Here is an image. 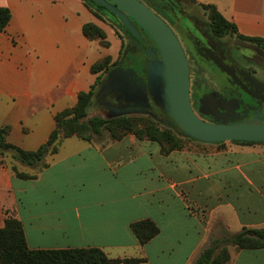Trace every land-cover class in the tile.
Masks as SVG:
<instances>
[{"label": "crops", "instance_id": "crops-1", "mask_svg": "<svg viewBox=\"0 0 264 264\" xmlns=\"http://www.w3.org/2000/svg\"><path fill=\"white\" fill-rule=\"evenodd\" d=\"M189 1L201 9L213 6L235 26L234 36L264 40V0ZM0 8L11 13L0 32V126L10 128L7 143L33 152L47 142L56 114L90 90L96 79L91 67L110 56L94 57L102 46L83 35V26L105 30L83 0H0ZM208 149L184 145L162 155L156 143L133 136L90 143L72 137L42 165L14 161L11 166L31 176L27 179L11 171L12 155L5 152L0 155V228L7 218L20 221L32 250L98 249L111 259H143L141 264H170L172 252L187 250L180 264H193L212 241L232 235L228 211L236 216V233L264 226L241 221L230 203L231 172L249 182L241 166L223 162L225 150ZM144 220L159 234L141 246L131 225ZM228 249L226 264H264V248Z\"/></svg>", "mask_w": 264, "mask_h": 264}, {"label": "rangeland", "instance_id": "rangeland-1", "mask_svg": "<svg viewBox=\"0 0 264 264\" xmlns=\"http://www.w3.org/2000/svg\"><path fill=\"white\" fill-rule=\"evenodd\" d=\"M137 1L148 8L170 28L179 41L189 65V58H193L192 68L195 70L198 69L199 65L197 61L200 62L203 66H200L201 72H203V78H201L202 82L205 83V81H209L214 83L216 79L221 81L222 87L218 90L214 88L213 85H210L207 89H198L195 93L196 102H198V98H201L203 102H220L218 105L213 103L210 107L215 108L213 111L217 109L221 112L227 111L224 116H214L213 120L210 121L211 124H264L263 104H256L253 107L244 104L237 107L234 104L229 105L225 103L263 102L261 100H254L252 97L257 96L258 98L264 99V90L260 89L259 85L256 84H264V64L263 66H257L252 62L249 65L252 67L251 70L243 74H238L235 72L236 70L232 68V77L229 84L226 86L225 95L222 76L220 78V74L218 76L216 75L212 52L205 46L208 41L213 44L217 43L219 46L222 43L220 44L219 41L215 42V39L209 36L210 32L207 28L209 19L205 11L201 8L194 7L189 0ZM83 2L88 8L93 10L95 23L105 30L107 40L110 43L107 48L100 47L95 50L94 57L99 58L104 55H110L113 59V64L105 71L102 79L92 91V103L88 110V118L95 116L113 118L123 115L135 118L139 121H155L160 126H164L165 120L172 119L165 103L164 72L160 54L154 42L140 26L126 14L114 8L108 0H83ZM173 4H176L175 8L178 14L180 12L178 9H182L189 15L187 22L191 26H187L185 30L182 28V25H184L182 22L183 19L181 17L180 19L177 13L173 11ZM96 7H101L105 11H99ZM111 9L120 14L124 21ZM126 26L130 29L126 28ZM199 27L200 29H198ZM194 30L197 31L194 32ZM201 30L208 35H204L202 32L200 33ZM126 32L129 33V35H127ZM113 37H115L119 43H117ZM234 40H236V38L233 37V34L227 36V41L236 44ZM241 49L244 50L243 53L246 55L248 54L251 56L252 54L250 53H256L254 52L255 49L250 47V45L243 44L241 45ZM256 55L258 54L256 53ZM253 70H255V74L252 73ZM195 79L196 76L193 75V82ZM238 82L244 86L247 91L246 94L240 89V84ZM150 103H153V106L158 109V112L148 107ZM241 112L245 114L242 115ZM197 117L201 118L199 116ZM172 123L174 124L173 120ZM109 137V134L104 132L101 141H111ZM179 137L182 140V147L185 145L186 147L197 148L198 151H202L205 148H210L208 151L213 148L216 150H225L226 159H224L223 162L230 161L233 166L240 165L242 172L249 180L247 183L235 170L231 172L228 177L230 186L226 187L230 203L236 209L241 221L246 222L251 220L256 223L264 222V151L258 153L245 152L240 148H264V143L242 145L228 141L209 144L192 138L183 137L181 134H179ZM238 148H240V150ZM7 162L8 165L11 166L14 160L10 158ZM201 162L204 164L203 160ZM225 218V222L229 225L228 231L231 234H236L239 229L233 211H228ZM187 253V250L172 252L173 258L167 260L170 264H180L182 260H185Z\"/></svg>", "mask_w": 264, "mask_h": 264}, {"label": "trees", "instance_id": "trees-1", "mask_svg": "<svg viewBox=\"0 0 264 264\" xmlns=\"http://www.w3.org/2000/svg\"><path fill=\"white\" fill-rule=\"evenodd\" d=\"M96 8L99 11H105L101 7ZM202 9L207 14L211 30L215 35L237 34L235 26L225 20L213 6H202ZM90 10L93 12L92 9ZM10 19L9 9L0 8V32L5 31ZM82 32L87 39L98 41L102 47L107 48L109 46L106 33L96 25L92 23L85 24ZM126 34L129 35L127 32ZM238 37L264 48L263 39ZM112 64L111 57L106 56L91 67V73L96 75L94 84L88 92L79 93L74 106L56 114L54 130L49 135L47 142L36 151L27 152L7 143L6 139L10 128L0 126V155L9 152L12 159L22 165L39 166L43 164L44 158L48 154L53 155L58 152V148L64 139L76 137L90 143L101 140L104 132L109 134L111 141H120L126 135H133L138 140L156 143L159 145L162 155H168L172 151L181 149L182 140L179 134L183 137L187 136L172 123V120H165L164 126H160L155 121H139L128 116L113 118L95 116L88 118V110L92 103V91ZM231 142L242 145L263 143ZM11 171L17 177L31 178V176L19 173L14 165L11 166ZM131 230L141 246H144L159 234L158 227L150 220L132 224ZM229 246L238 250L264 248V228H243L236 234L225 235L221 239L212 241L193 264H226L230 258ZM144 262L143 259L133 258L111 259L98 249L32 250L27 246L20 221L7 218L3 227L0 228V264H141Z\"/></svg>", "mask_w": 264, "mask_h": 264}, {"label": "water", "instance_id": "water-1", "mask_svg": "<svg viewBox=\"0 0 264 264\" xmlns=\"http://www.w3.org/2000/svg\"><path fill=\"white\" fill-rule=\"evenodd\" d=\"M108 2L131 18L154 42L160 54L164 72L167 110L174 124L187 137L209 144L228 141L264 143V124L232 123L217 125L198 118L190 106L188 62L182 47L170 28L137 0H108ZM111 10L115 12L113 9ZM118 15L120 16V14ZM120 19L123 20L122 16ZM126 28L129 27L126 26Z\"/></svg>", "mask_w": 264, "mask_h": 264}, {"label": "flooded vegetation", "instance_id": "flooded-vegetation-1", "mask_svg": "<svg viewBox=\"0 0 264 264\" xmlns=\"http://www.w3.org/2000/svg\"><path fill=\"white\" fill-rule=\"evenodd\" d=\"M185 1H188V0H185ZM173 6H174V7H172L173 11L175 13H177L178 11L175 8L176 4H173ZM178 10H180V12H179V14L177 13V16L179 18L181 17L183 19L182 22L184 25H182V28L185 30L187 28V26H189V27L191 26L187 22V18H189V15L186 14V12H184L182 9H178ZM185 21H186V23H185ZM207 26H208L207 28L210 32L209 36H211L213 39H215V42L219 41L220 44L222 43L219 46L217 43L213 44V43H210L208 41L207 44L205 42V44H206L205 46H206V48H208L209 51L212 52V56L214 58V64L213 65H214V68L216 69L215 70L216 75L218 76L220 74V78L222 76L224 92L226 95V86L229 84V82L231 80L232 68L234 70H236L235 72H237L238 74H243L246 71L251 70L252 67L249 65L252 62L255 63L257 66H263V64H264V48H262L256 44L250 43L248 41H245V40L233 35V37L236 38V40H234L236 44H234V42L227 41L228 35H225V36L215 35L211 30L210 22H208ZM198 29H200V27ZM196 31L197 30H194V32H196ZM201 32H202V30L200 31V33ZM202 34L208 35L205 32H202ZM243 44L244 45H250V47H253L255 49V51L254 50L253 51L256 52L258 55H256V53H250V54H252L251 56L248 54L247 55L244 54L243 53L244 50L241 49V45H243ZM189 51H191V50H189ZM191 54H192V52H191ZM253 56H256V57H253ZM195 59L199 60L197 58H195ZM192 61H193V58L192 57L189 58L190 65L189 64L188 65H189V100H190V106H191V109L196 116H199V117H201L200 118L201 120L210 123V121L213 120L214 116H217V117L224 116V115H226L227 111L221 112L218 109L213 111L215 108L210 107L211 104L214 103L215 105H218V103H220V102H203V100L201 98H198V102H196L195 101V97H196L195 93L197 92L198 89H201V90H203L204 88L207 89V87L210 85H213L214 88H216L218 90L222 87L221 81L216 79L215 80L216 82H214V83H211L209 81L208 82L205 81V83L202 82L201 78H203V76H202L203 72H201V68H200V66H202V65L200 64V62L197 61L199 68L195 70L194 68H192ZM252 73L255 74V70H253ZM193 75L196 76V79L194 82L192 80ZM239 84H240V89L246 94L247 91L245 90L244 86L241 83H239ZM256 84L259 85L260 89L264 90V84L263 83H256ZM252 98L254 100H261L263 102H225V103H228L229 105L234 104L237 107H240L241 105H244V104L248 105L250 107H253L256 104H263L264 105V99L258 98L257 96H253ZM148 107H151L153 110L158 112V109L155 106H153V103H150ZM159 114H161V113H159ZM241 114L244 115L245 113L241 112Z\"/></svg>", "mask_w": 264, "mask_h": 264}]
</instances>
